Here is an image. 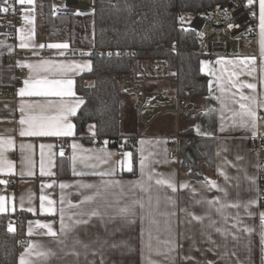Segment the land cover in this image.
I'll use <instances>...</instances> for the list:
<instances>
[{
    "label": "crops",
    "instance_id": "crops-1",
    "mask_svg": "<svg viewBox=\"0 0 264 264\" xmlns=\"http://www.w3.org/2000/svg\"><path fill=\"white\" fill-rule=\"evenodd\" d=\"M11 1L19 8L21 19L14 35L0 25V91L13 92L12 97L0 101V156L12 165L0 171V181H6L0 183V196L5 197L8 209L0 215L20 213V221L25 219L21 235L28 237L30 244L40 245L42 251L55 253L43 260L35 254L28 259L33 264H264V223L260 218L264 204L259 182L264 145L257 148L254 144L258 136L264 135V56L261 55L259 0H253L258 15L254 35L247 34L238 49H231L230 55H211L207 50L201 53L200 66L208 77V93L192 99L198 110L196 120L177 119L175 100H163L157 94L165 87L164 82L153 83L149 88L151 104L143 110L151 113L152 117L149 121L143 120L142 126L137 118H132V113L142 117L143 110L139 113L134 99L125 96L122 105L130 123L122 132L127 137L140 136L137 146L132 149H119L109 140L97 146L94 122L87 125L84 133L77 135L75 117L85 102L78 91L77 78L91 70L92 59L89 55L68 56L67 49L73 47L68 40L44 39L43 32H38L36 0L30 5ZM61 1L53 0L55 14L58 7L66 4L65 0ZM94 2L82 3L83 7L76 14L82 17L91 14L90 5ZM5 5V0H0V7ZM25 16L33 18V22L27 23ZM21 37H24L27 47L20 46ZM52 44H67L68 47H49ZM42 49L50 50L51 55H41ZM252 57L255 63L245 60ZM61 65L66 67L62 69ZM37 79L71 80L73 95H19L20 89L25 87V80ZM233 83L236 87L232 86ZM249 83L256 85L255 90L240 87ZM241 93L255 97V103L243 101L250 104L257 114L255 129L251 124L241 126L240 118L233 115L240 110L239 103L234 101L240 100ZM78 101L83 103L77 107ZM30 104L44 107L26 108L24 113L20 111L21 105ZM64 105L76 107V114L67 117V122L74 125L73 135H20L21 130L27 128V124L20 123L22 116L26 118L29 114L41 113L58 116ZM177 133L182 136L180 156L179 159H170L167 143ZM193 140L199 142L193 144L192 150L186 141ZM200 140L209 143H204V146ZM73 144L78 145L75 150ZM22 145L32 147L29 149ZM41 145L52 147L41 149ZM207 149L213 150V156L204 154ZM126 153H131V157ZM74 154L75 171L83 173L81 175L73 174ZM200 154L205 156L198 159L195 170L198 177H195L189 170L194 157ZM60 157L68 158V165L61 171L58 169ZM42 160L44 170L52 175L40 174ZM129 160L132 171H128ZM141 160L145 165L143 176ZM29 171L32 175H28ZM96 173L110 174L102 176ZM149 174L153 177L151 181L148 180ZM161 177L173 179L176 191L166 185H156V179ZM141 180L146 187L151 186L149 191H141L134 186ZM210 181H214L217 187H212L208 183ZM105 183L111 186L105 189ZM61 184L66 187L61 188ZM41 196L47 198L43 201V209ZM87 196L94 199L86 201ZM149 196L152 197L151 208L148 206ZM157 196L160 197L158 207ZM217 198L218 203L215 202ZM49 199L54 201V214L47 211ZM136 199L142 200L145 207L143 210L139 206L134 208L136 215L131 222L116 214L119 208ZM251 200L255 203L249 204ZM232 204L240 207H231ZM29 208L33 211H28ZM61 209L64 224L70 229L67 236L61 232ZM92 211L100 215H86ZM192 214L201 220L193 219ZM84 219L88 220L87 224L75 223ZM36 221L50 223L57 237L44 235L47 230L37 228ZM18 222L9 223L14 231L18 229ZM30 227L32 235L28 234ZM217 228L220 231H216ZM150 234L151 248L148 247ZM61 240L64 243H60ZM77 240L80 243H76ZM164 241L171 243L165 244ZM113 244L117 247H112ZM28 248L20 249L17 264ZM170 248L174 250L169 251Z\"/></svg>",
    "mask_w": 264,
    "mask_h": 264
},
{
    "label": "trees",
    "instance_id": "trees-1",
    "mask_svg": "<svg viewBox=\"0 0 264 264\" xmlns=\"http://www.w3.org/2000/svg\"><path fill=\"white\" fill-rule=\"evenodd\" d=\"M36 1L38 32H43L46 41L68 40L73 47L101 50L90 56L91 70L77 78L78 91L85 99L75 117L77 135L94 122L97 137H107L112 146L127 137L121 130L125 95L119 80L129 74V62L134 57L166 60L170 71L178 76L182 96L194 99L208 93V77L200 66L201 41L193 30L180 24L181 17L208 13L226 0H95V10L83 17L55 14L53 0ZM108 49L116 51L108 54ZM120 50L123 55L117 53ZM186 142L193 150V144L199 141ZM200 142L204 145L207 140ZM204 154L212 155L213 150L207 149ZM204 154L190 163L195 177L198 159ZM66 165L68 158L60 157L59 171ZM6 217L0 215V264H17L20 248L16 236L22 234L25 219L18 222L16 231H9Z\"/></svg>",
    "mask_w": 264,
    "mask_h": 264
},
{
    "label": "built area",
    "instance_id": "built-area-1",
    "mask_svg": "<svg viewBox=\"0 0 264 264\" xmlns=\"http://www.w3.org/2000/svg\"><path fill=\"white\" fill-rule=\"evenodd\" d=\"M88 0H65L66 4L56 9V14L71 15L78 13L82 3ZM5 7H9L8 13L0 16V25L5 27L14 35L20 24V10L11 0H7ZM95 10V2L90 5ZM187 28L195 32L196 38L205 44L208 54L230 55L232 38L239 34L254 35L258 25V15L256 4H248L247 0H226L223 3L214 5L210 12L202 15H192ZM182 24V23H180ZM177 50V48H175ZM116 50L108 49L107 53L112 54ZM28 54V51H24ZM95 52H101L98 48L70 47L67 49L68 56H92ZM123 55V51H117ZM41 55H51L48 49H42ZM15 59V58H14ZM129 74L120 78L119 83L125 96L134 99L136 110L141 113L144 107L151 104L149 88L153 83L164 82L166 85L158 91V96L163 100L173 99L176 102L174 112L177 119L185 118L196 120L198 110L192 99L182 96L179 91V79L177 74L170 71L166 60L144 59L134 57L129 62ZM13 92L0 91V101L5 97H12ZM180 133L170 137L167 143V152L170 159H179L180 156ZM109 140L107 137H96L95 144L102 146ZM140 140L137 137H125L122 143L116 147L119 149L135 148ZM110 141V140H109ZM111 144V143H110ZM257 148L264 145V135H260L254 141ZM191 171V170H189ZM260 197L264 202V158L259 166ZM5 180L12 182L11 179ZM22 218L21 214L6 217L8 223L18 222ZM16 245L22 249L30 245V239L23 235L16 236Z\"/></svg>",
    "mask_w": 264,
    "mask_h": 264
},
{
    "label": "snow or ice",
    "instance_id": "snow-or-ice-1",
    "mask_svg": "<svg viewBox=\"0 0 264 264\" xmlns=\"http://www.w3.org/2000/svg\"><path fill=\"white\" fill-rule=\"evenodd\" d=\"M17 2L21 5L24 4H32L33 0H17ZM5 3H7V0H5ZM248 4L252 5L253 4V0H248ZM0 12H4V13H8L9 12V7H0ZM24 20L31 24L33 22V18H30L29 16H25ZM259 23H260V35H261V55L264 56V0H259ZM22 39V43H21V47H27L28 45L26 43L23 42L24 37H21ZM41 47H43V45H41ZM49 47L52 48H67L68 45L67 44H52L49 45ZM246 61H249L251 63H255V58H245ZM29 68H33V65H26ZM62 69H64L66 66L61 65L60 66ZM84 67H88V65H84ZM254 70V69H253ZM251 74V71H249V75ZM25 87L20 89L19 91V95L20 96H46V95H58V96H62V95H73L72 93V81L71 80H25ZM233 87H236V84L233 83L232 84ZM240 87H247L249 89L255 90L256 85L255 84H241ZM221 91H223V88L221 89ZM251 100L253 103H255V97H248L243 95L242 93L240 94V100L239 101H234L235 103H239V111L234 112L233 115L235 117H239L240 120V124L241 126H245L247 127L249 124H251V127L253 129H255L256 127V122H257V114L254 110V108L250 105V104H246L243 103V101H248ZM223 102V101H222ZM80 103H83V101H78L77 103V107ZM43 108L44 106H40V105H21L20 111L22 113L25 112L26 108L28 110H32L34 108ZM76 114V107L74 106H70V105H64L61 110H60V115L58 116H44L42 113L40 115H31L29 114L26 118L22 116L20 123L22 125L27 124V128L26 129H22L20 132L21 136H71L73 135V128L74 125H72L70 122H67V117L69 115H75ZM224 128L221 127V131H223ZM9 144H11L12 142L9 140L8 141ZM141 143H143V141H141ZM22 147H27V148H31L32 145H27V146H23ZM41 149L48 147L51 148V145H41L40 146ZM73 149L75 150L78 145L73 144L72 145ZM43 155V153H42ZM61 155H63V153L61 152ZM110 155V154H108ZM126 156H128L129 158L131 157V153H126ZM75 160H76V156L75 154L73 155V174L74 175H81L83 173H77L75 171ZM106 162V161H105ZM7 166L8 168H11L12 165L10 162H7L3 159L2 156H0V171H3L4 167ZM144 161L141 160V174L143 176L144 174ZM128 171H132V164L131 161L129 160L128 163ZM41 175H52L51 172H46L44 170V164H43V160L41 162V171H40ZM99 175H106V174H110V173H96ZM28 175H32L31 171H29ZM152 175L149 174L148 175V180L151 181L152 180ZM0 183H6V181H0ZM156 185L159 186H167L168 188H170L173 192L176 191V186H175V182L173 179L171 178H158L155 181ZM211 184L212 187H217L214 181H210L208 182ZM254 183V181H253ZM111 185L109 183H105L104 188L107 189L108 187H110ZM135 187H139L141 191H149L150 190V185L149 186H145L143 180L141 181H137L135 182ZM47 187H51V185H47ZM61 188L66 187L65 184H61L60 185ZM82 187L85 188H93L95 186L93 185H82ZM184 187H187V185H184ZM219 190V189H218ZM99 193H97L98 195ZM47 199L45 196H41L40 200H41V208L43 209V201ZM86 201L88 200H93L94 197L93 196H87ZM170 199V198H168ZM48 209L47 211L50 214H54L55 209L53 207L54 205V201L52 200H48ZM218 203V198L215 201ZM160 203V197L157 196L156 197V205L157 207L159 206ZM209 203H213V201H209ZM249 204L255 203L254 200H251L248 202ZM136 206H139V208L141 210L144 209L145 204L142 200L140 199H136L133 200L131 202L130 205H125L124 207H121L117 210V215L120 217H123L126 221L131 222V218L134 217L136 215V212L134 211V208ZM149 208L152 207V197L149 196V204H148ZM231 207H236L239 208L240 205L239 204H232L230 205ZM245 207H247V205H245ZM8 209L6 207V200L5 197L0 196V212H6ZM14 210V209H13ZM28 211H33V209L29 208ZM217 211H219V209H217ZM174 214V213H173ZM85 215V214H82ZM86 215H90V216H97L100 215L99 212L97 211H92L89 214ZM193 219L195 220H201V217L195 216L194 214H192ZM260 218L262 223H264V213L260 214ZM155 222V221H153ZM76 224H87L88 220L84 219V220H77L75 222ZM35 226L37 228L40 229H46L47 231L44 232V235H48L51 237H57V232L53 230V227L50 223H41L40 221H36ZM9 231H14V228L12 227V225H9L8 228ZM69 226L64 224V217H63V209H61V232L65 234V236H67V232L69 231ZM246 231H251L250 229H245ZM216 231H220L219 228L216 229ZM29 235L33 234V230L30 227L29 228ZM151 234L149 237V244L148 247L151 248ZM262 242H264V237H262ZM60 243H64L63 240L60 241ZM76 243H80L78 240L76 241ZM163 243L165 244H170L171 241H164ZM112 247H117L116 244L111 245ZM85 247H87V245H85ZM174 249H169V251H172ZM33 254H35V256H37L38 258L46 259L48 256L50 255H55V253H52L50 250L49 251H42L41 250V246L37 245V244H30L29 248L25 250V254H22L20 257V264H33V262L28 259V257H31ZM209 264H211V262H209Z\"/></svg>",
    "mask_w": 264,
    "mask_h": 264
},
{
    "label": "rangeland",
    "instance_id": "rangeland-1",
    "mask_svg": "<svg viewBox=\"0 0 264 264\" xmlns=\"http://www.w3.org/2000/svg\"><path fill=\"white\" fill-rule=\"evenodd\" d=\"M56 1L62 3L61 0H56ZM202 16H203V14H202ZM190 17L191 16L187 17V15H182L181 23H183L185 25L189 24L190 23V21H189ZM246 36H247V34L246 35L244 34V35H239V36H235V37L232 38V41H231V49H232V51L238 49V47L241 46V44L244 42V37H246ZM198 50L202 54L206 53L205 44L201 43ZM124 100H125V97H124ZM131 111H132V109L129 112H131ZM151 117H152V114L149 113L146 110L142 111V117L138 113H134V114L132 113V118H135V119L137 118L138 121H139V125L140 126H142L144 124V121H149L151 119ZM127 120H128V118H127V115H125V109L123 108V105H122V128H121L122 131H126L127 125L130 123ZM155 126H157V124ZM263 131H264V122H263Z\"/></svg>",
    "mask_w": 264,
    "mask_h": 264
}]
</instances>
